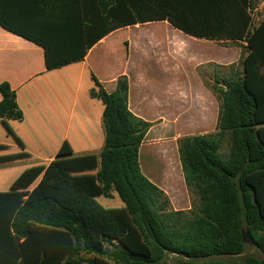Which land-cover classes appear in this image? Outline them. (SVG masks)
Here are the masks:
<instances>
[{
  "label": "trees",
  "instance_id": "16d2710c",
  "mask_svg": "<svg viewBox=\"0 0 264 264\" xmlns=\"http://www.w3.org/2000/svg\"><path fill=\"white\" fill-rule=\"evenodd\" d=\"M225 2L226 22L215 29L203 23L205 12L191 0H76L79 40L73 56L66 57L55 56L51 45L0 17L3 27L45 48L49 71L84 61L109 33L136 23L168 20L195 37L246 43L243 72L212 88L220 101L217 132L178 140L186 185L199 200L189 211L171 210L165 192L142 172L140 148L152 124L130 111L128 78L121 76L109 93L91 73L96 86L91 96L105 106L96 180L107 211L99 215L88 203L64 193L59 197L56 175L62 169L54 166L41 187L45 195L19 206L10 222L0 219V229L8 228L19 245L35 243V231L60 233L68 244L58 264H262L255 256L238 258L247 248L243 232L264 254V19L253 27L244 0ZM236 16L243 18L241 29L231 20ZM0 91V119L23 122L16 91L8 83ZM227 138L230 153L225 156ZM108 211L118 221L105 223L100 216ZM128 236H138L140 246ZM38 248L36 264H48L47 248ZM20 257L25 262L24 254Z\"/></svg>",
  "mask_w": 264,
  "mask_h": 264
},
{
  "label": "crops",
  "instance_id": "0c3cea01",
  "mask_svg": "<svg viewBox=\"0 0 264 264\" xmlns=\"http://www.w3.org/2000/svg\"><path fill=\"white\" fill-rule=\"evenodd\" d=\"M244 1L252 25L260 23L264 0ZM191 3L205 12V25L219 29L226 22L221 13L225 0ZM78 11L76 0H0L2 19L48 43L60 57L73 56V43L79 40ZM259 14L261 20L256 19ZM231 20L238 29L244 25L241 16ZM115 40L122 43L120 55L108 48ZM225 43L246 47L238 38L186 34L168 20L136 23L109 33L84 61L49 71L42 45L0 24V87L8 83L16 91L25 114L23 122L0 119V219L10 222L19 206L43 197L41 187L54 166L62 169L56 175L59 197L64 193L88 203L99 215L107 211L96 180L105 142V106L91 96L96 88L91 73L109 93L117 89L121 76L128 78L130 111L152 124L140 148V165L143 152L152 151L165 166L158 180L142 172L165 192L176 211L192 208L185 197L183 205H176L178 186L183 189L186 183L177 140L217 132L219 102L202 71L214 70L212 85L223 86L219 70L226 64ZM113 57L117 60L110 61ZM145 58L154 60L148 69ZM179 170L182 176L175 183L173 175ZM100 217L105 223L118 221L109 211Z\"/></svg>",
  "mask_w": 264,
  "mask_h": 264
},
{
  "label": "rangeland",
  "instance_id": "374dc122",
  "mask_svg": "<svg viewBox=\"0 0 264 264\" xmlns=\"http://www.w3.org/2000/svg\"><path fill=\"white\" fill-rule=\"evenodd\" d=\"M257 18L261 20L263 17L262 15L260 16L256 15V19ZM136 44L142 45V43H136ZM122 47H123L122 43L119 40H115L114 42L111 43V46H109L108 48L114 53L120 55L122 51ZM223 47L225 49V55H226L225 63L226 64H224L223 69L219 70V72L224 77V79H229L234 73L237 72L241 74L243 72L242 65H243V58L245 56L246 50H245L244 45H240L237 43H225L223 44ZM237 51H240L238 57L235 58V60L234 59L230 60L231 59L230 57L234 56ZM109 60L116 61L117 59L113 57V58H109ZM139 60L141 61L145 60L143 62L144 67L145 69L146 68L148 69L151 67V63L153 59L145 58L144 60L143 59H139ZM150 60L151 62L149 63L148 61ZM213 71L214 70L202 71V76L204 77V80L207 83V85L211 87V89L216 85V84L212 85L211 83ZM224 84L225 82L223 81V85ZM218 102H219V112H220V101L218 100ZM183 137H186V136H183ZM179 139L180 138H178V140ZM222 153L225 156H227L230 153V141L228 138L225 140L223 144ZM141 166H142L143 172L147 176L151 177L152 179L154 178L156 180H158L157 178H159V176L163 174V172L165 171L164 163L160 159L159 160L156 159L155 153L152 151L148 152V154L146 152H143ZM177 172H175L176 176L173 175V180L175 183H179L180 181L178 178L179 176L180 177L182 176L181 170ZM184 185L185 186H183V189H181L180 185L178 186V190L176 191V194H177L178 199L180 200H178L177 202L179 204H176V205H179V206L183 205V199L185 197V200L189 203L188 206L190 205L191 207L193 202L198 203L199 200L193 194V192L187 187L186 183ZM170 203H171V210L176 211L174 209V206L171 200H170ZM190 209L191 208H186V209L182 208L181 210H178V211H189ZM128 238L133 244H135V246L136 245L138 246L141 243V240L139 239L138 236L137 238L133 236H128ZM34 239H36L35 243H27L24 245L22 244L19 245L18 242L15 241L11 237L10 230L3 225V227L0 229V261L4 263H9V264H36L40 256V250L38 248V245L40 244V246H44L47 248L45 250L48 255V264H58V262L61 260V255L63 253L62 251L65 249V247L68 244L67 238L61 235L60 233L53 232V231L48 232V233L35 231ZM248 241L249 240L247 238V243H246L247 248H246L245 253L239 256L238 259H244L247 256H255L259 258L260 260H264V254L261 252V250L254 243H250ZM19 247H21L22 250H20ZM22 254H24L25 262H21L20 260L21 258L20 256H22ZM12 262H15V263H12Z\"/></svg>",
  "mask_w": 264,
  "mask_h": 264
},
{
  "label": "water",
  "instance_id": "95a60500",
  "mask_svg": "<svg viewBox=\"0 0 264 264\" xmlns=\"http://www.w3.org/2000/svg\"><path fill=\"white\" fill-rule=\"evenodd\" d=\"M245 235H246V233L245 232H243V241H244V243H247V239H246V237H245ZM249 241L248 242H250V243H253V240L252 239H248ZM262 264H264V260H262Z\"/></svg>",
  "mask_w": 264,
  "mask_h": 264
},
{
  "label": "built area",
  "instance_id": "2783aa9c",
  "mask_svg": "<svg viewBox=\"0 0 264 264\" xmlns=\"http://www.w3.org/2000/svg\"><path fill=\"white\" fill-rule=\"evenodd\" d=\"M257 25V22H254V24L252 25L253 27Z\"/></svg>",
  "mask_w": 264,
  "mask_h": 264
}]
</instances>
